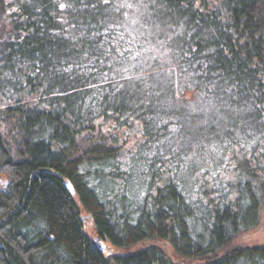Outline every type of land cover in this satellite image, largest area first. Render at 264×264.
<instances>
[{"label": "trees", "instance_id": "1", "mask_svg": "<svg viewBox=\"0 0 264 264\" xmlns=\"http://www.w3.org/2000/svg\"><path fill=\"white\" fill-rule=\"evenodd\" d=\"M190 2L0 0V264H264V0Z\"/></svg>", "mask_w": 264, "mask_h": 264}, {"label": "rangeland", "instance_id": "2", "mask_svg": "<svg viewBox=\"0 0 264 264\" xmlns=\"http://www.w3.org/2000/svg\"><path fill=\"white\" fill-rule=\"evenodd\" d=\"M6 184V180L3 176H0V190L3 188V186ZM83 231L84 233H86L92 240H94V238H96L94 231H93V223L91 220H87L83 222ZM238 243H240V245H259V244H263L264 243V206L263 209L261 211V219H260V224L257 227V229H255L252 232H249L248 234H245L243 236H241L238 239ZM103 247H107V244L102 243ZM165 249H167V253L168 255H170L172 262L174 263H182L181 260L179 259H175L174 257H172L171 252L168 250L169 248L164 247ZM136 250V249H135ZM134 251V250H133Z\"/></svg>", "mask_w": 264, "mask_h": 264}, {"label": "snow or ice", "instance_id": "3", "mask_svg": "<svg viewBox=\"0 0 264 264\" xmlns=\"http://www.w3.org/2000/svg\"><path fill=\"white\" fill-rule=\"evenodd\" d=\"M155 2H160V0H154ZM176 3L177 5H182L184 8H188L191 7V2L190 0H168V3ZM74 3H78L81 5L80 11H84L87 10L89 8H97L99 3H102L103 5H110L111 0H96V2H93V0H74ZM73 6L72 3H59L58 4V8L60 11H63L66 7L67 8H71ZM121 6H126L129 8L133 7L132 3H126L123 4ZM161 6H163V4H161ZM196 7H199V0H196ZM202 11V9H201ZM64 22V21H62ZM74 27V25H73ZM56 35H59V33H56ZM216 50L212 49L211 53H214ZM205 56H210V53H204ZM205 67H207V65H205ZM261 67H264V65H261ZM258 108L260 110L261 113H264V100L260 101V104L258 105ZM255 110V109H253ZM249 135H251V133H249Z\"/></svg>", "mask_w": 264, "mask_h": 264}, {"label": "water", "instance_id": "4", "mask_svg": "<svg viewBox=\"0 0 264 264\" xmlns=\"http://www.w3.org/2000/svg\"><path fill=\"white\" fill-rule=\"evenodd\" d=\"M81 220L82 221H87V220H90V217L89 216H85V217H82L81 218ZM99 241V238L97 237V238H95L93 241H92V243H97Z\"/></svg>", "mask_w": 264, "mask_h": 264}]
</instances>
